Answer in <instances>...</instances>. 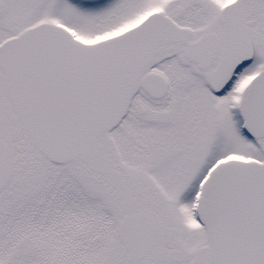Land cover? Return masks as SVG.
I'll return each mask as SVG.
<instances>
[{
  "label": "snow or ice",
  "instance_id": "6c2138e0",
  "mask_svg": "<svg viewBox=\"0 0 264 264\" xmlns=\"http://www.w3.org/2000/svg\"><path fill=\"white\" fill-rule=\"evenodd\" d=\"M0 264H264V0H0Z\"/></svg>",
  "mask_w": 264,
  "mask_h": 264
}]
</instances>
